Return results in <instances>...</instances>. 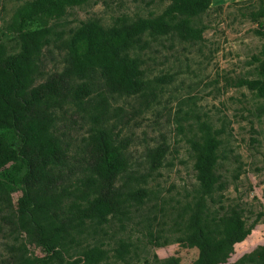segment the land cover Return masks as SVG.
Instances as JSON below:
<instances>
[{
	"label": "trees",
	"instance_id": "1",
	"mask_svg": "<svg viewBox=\"0 0 264 264\" xmlns=\"http://www.w3.org/2000/svg\"><path fill=\"white\" fill-rule=\"evenodd\" d=\"M88 1L31 0L15 17L19 51L8 53L0 43V213L14 216L22 244L17 250L28 251L29 245L39 253L23 254L25 264L64 260L67 255L76 257L72 264H108V251L115 264L139 259L136 241L120 238L105 249L96 240L112 219L126 217L148 196L147 189L131 185L133 180L145 182V176L131 171L130 142L117 130L110 98L145 89V71L136 52L147 48L148 37L200 41L204 28L195 20L212 3L168 0L158 15L122 16L109 26L83 21L63 41L61 69L45 77L42 56L51 28L28 25L42 17H61ZM260 56V77L243 79L239 86L264 99V46ZM64 109L87 125V136L78 146L66 139L57 122ZM221 133L206 122L190 132L200 197L223 189L218 172ZM161 156L159 151L151 154V163L160 164ZM155 167L152 163L149 170ZM250 232L238 210L223 215L195 211L185 222L184 240L199 249L200 264H225L234 245ZM148 236L154 237L151 232ZM241 264L263 263L251 259Z\"/></svg>",
	"mask_w": 264,
	"mask_h": 264
},
{
	"label": "rangeland",
	"instance_id": "2",
	"mask_svg": "<svg viewBox=\"0 0 264 264\" xmlns=\"http://www.w3.org/2000/svg\"><path fill=\"white\" fill-rule=\"evenodd\" d=\"M30 1L0 0V43L8 53L19 51L15 17ZM167 5L168 0H89L61 17L30 23L28 29L51 28L42 56L45 77L61 69L63 41L81 22L92 19L109 26L122 16L158 15ZM195 23L204 28L197 42L175 35L148 37L147 48L136 52L145 71V89L110 98L117 130L130 142L131 171L145 176V182L133 180L131 185L147 189L148 196L126 217L112 219L96 240L105 249L120 238L136 241L139 259L132 264H200L199 249L184 240L186 220L195 211L223 215L235 209L251 232L234 245L225 264L251 259L264 264V99L239 86L243 79L260 77L264 0H212ZM57 122L67 140L82 144L87 136L82 119L64 109ZM201 122L222 132L218 172L223 189L206 197L198 195L188 146L190 132ZM157 151L162 153L160 164L152 161L157 167L150 171L151 154ZM9 215L0 213V264H25L23 254L39 253L29 245L28 251L17 250L21 239ZM108 252L104 263L115 264L113 252ZM75 259L67 255L45 264H72Z\"/></svg>",
	"mask_w": 264,
	"mask_h": 264
}]
</instances>
